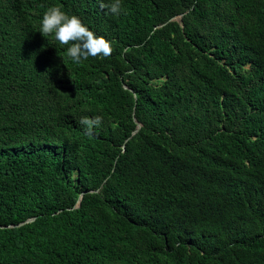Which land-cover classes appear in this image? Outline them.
<instances>
[{
  "label": "trees",
  "instance_id": "1",
  "mask_svg": "<svg viewBox=\"0 0 264 264\" xmlns=\"http://www.w3.org/2000/svg\"><path fill=\"white\" fill-rule=\"evenodd\" d=\"M111 2L0 0V264H264V0Z\"/></svg>",
  "mask_w": 264,
  "mask_h": 264
},
{
  "label": "clouds",
  "instance_id": "2",
  "mask_svg": "<svg viewBox=\"0 0 264 264\" xmlns=\"http://www.w3.org/2000/svg\"><path fill=\"white\" fill-rule=\"evenodd\" d=\"M121 0H112L109 11L119 15ZM105 5L101 4V7ZM40 33L43 36L53 35L61 45H67V55L80 64L89 57H108L112 53L111 42L104 36H98L91 31L75 14L69 15L59 6H51L43 13ZM103 121L100 115L94 117L82 116L79 123L84 126L85 135L93 137L95 129Z\"/></svg>",
  "mask_w": 264,
  "mask_h": 264
},
{
  "label": "water",
  "instance_id": "3",
  "mask_svg": "<svg viewBox=\"0 0 264 264\" xmlns=\"http://www.w3.org/2000/svg\"><path fill=\"white\" fill-rule=\"evenodd\" d=\"M181 17V15H179V18ZM173 19H175V18H173ZM172 19V20H173ZM124 88H125V86H124ZM139 127H140V124H137V126H136V128L134 129V131L132 132V135L133 134H135L137 131H138V129H139ZM79 201H80V198H79V200H78V204H79ZM34 220V218H30V219H27L26 221H24L23 223H20V224H18V225H9V226H7V227H18V226H21V225H24V224H27V223H30V222H32Z\"/></svg>",
  "mask_w": 264,
  "mask_h": 264
}]
</instances>
